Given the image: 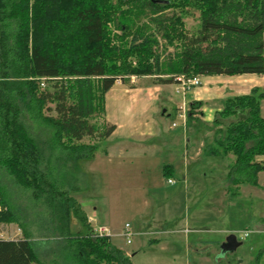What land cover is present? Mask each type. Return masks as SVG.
Returning <instances> with one entry per match:
<instances>
[{
    "label": "trees",
    "instance_id": "16d2710c",
    "mask_svg": "<svg viewBox=\"0 0 264 264\" xmlns=\"http://www.w3.org/2000/svg\"><path fill=\"white\" fill-rule=\"evenodd\" d=\"M190 8L200 20L193 33L183 19ZM110 22L120 34L112 36ZM220 74L264 75V0H0V166L45 202L51 232L62 238L48 260L27 232L0 238V264H134L111 236H94L67 176L96 159L115 130L97 120H106V94L118 80L179 83L180 76ZM263 101L264 85L227 98L215 114L222 150L210 155L218 162L234 156L227 167L238 187L232 196L243 185L261 187ZM198 107L192 102L186 119ZM29 122L52 131L49 144ZM95 135L98 142L84 141ZM47 149L59 152L55 166ZM73 216L84 233L71 232ZM18 219L0 180V224Z\"/></svg>",
    "mask_w": 264,
    "mask_h": 264
},
{
    "label": "rangeland",
    "instance_id": "374dc122",
    "mask_svg": "<svg viewBox=\"0 0 264 264\" xmlns=\"http://www.w3.org/2000/svg\"><path fill=\"white\" fill-rule=\"evenodd\" d=\"M189 12L190 14H183V19L186 30L193 33L200 22L199 12L193 8H190ZM108 26L112 36L120 34V31L114 28L113 23H108ZM169 50L173 52L174 48L172 47ZM130 80L131 78H127L124 83L129 89L138 88L145 83V79H141L135 87H132L130 86L132 84H130ZM146 80L151 84L158 83L155 81V77ZM118 81L119 84L116 88L124 87L121 84L123 82ZM154 103L160 105L161 111L165 109L159 100L154 99ZM124 111H127L125 115L122 114L124 119L131 117L132 111L129 108V103ZM169 111V115L172 114L170 109ZM186 111L188 110L184 106L181 114L187 113ZM166 118L168 121H172L174 117L172 114L166 116ZM233 120L235 119L233 118ZM97 121L99 124H110L103 118H99ZM29 130L40 141L49 144L52 136V131L49 128L29 122ZM84 141L98 142V135H95V138L92 139L85 137ZM102 144L97 159L83 160L79 163L78 172L80 173L77 172L73 176H67V179L75 186L74 189L71 187L69 193L75 200L83 198L85 202H92L95 207H98L100 217L108 221L110 230L123 233L126 222L131 225L130 230L134 235L132 237L133 242L128 244L126 238L122 235L119 240L114 242L118 244L119 241H122V246L129 250L139 249V257L135 260L136 264H264V225L261 221L264 218V191L260 190L258 194L253 193L250 195L249 189H243L244 193L241 195L232 196V193L236 192L238 187L230 183L228 179V197L224 204L221 201V204L218 205L214 197L215 191L219 190L217 186L219 181L213 178L217 176L216 172H207L208 178H205L202 172L190 174L188 176L189 183L184 182L182 174L175 173L174 177L183 192L179 196L180 207H176L175 212L168 213L167 199H164V202L160 199V205L156 203L154 205H158V208L160 207L166 211V215L169 217L167 227L179 229L180 232L167 233L164 238L166 241H151L150 238L160 233H155L156 235H139L137 231H140L141 228L136 219V209L145 213L144 208H150V206L144 204L142 199L147 197V192L155 190L150 184L148 187L151 180L144 183L143 197L138 194L139 190H133L132 196L127 195L126 192H130L124 188L127 175L123 172L112 173L108 171L105 162L107 158L103 152L106 146H104V143L100 145ZM215 147L222 150L220 144ZM50 154H52L50 164L55 166L54 161L59 152L47 149V158ZM233 161L234 156L230 154L219 163L228 167ZM228 171L227 169L226 172H222L220 175L226 176ZM63 172L65 173L64 168ZM161 177L164 178L163 175ZM0 180L13 209L19 216L16 222L0 224V238L21 239L27 232L32 240L37 243L36 248L40 257L43 260L52 258L51 252L57 249L58 242H62V238L59 234L54 235L51 232L53 222H51L52 215L49 207L43 200H36L32 195V190L25 189L15 183L12 176L1 166ZM260 180V184L264 183L263 172L260 174ZM168 184L166 181L159 186L160 188H166ZM253 190H256V188H253ZM147 199L153 205L154 200L150 195ZM174 214L175 216H173ZM170 215L173 217H170ZM70 226V230L74 234L86 231V228L76 216L72 217ZM219 230H225V232ZM246 231H249L248 236H244ZM230 235H235L240 245L234 250L223 252L222 244L226 242Z\"/></svg>",
    "mask_w": 264,
    "mask_h": 264
},
{
    "label": "crops",
    "instance_id": "0c3cea01",
    "mask_svg": "<svg viewBox=\"0 0 264 264\" xmlns=\"http://www.w3.org/2000/svg\"><path fill=\"white\" fill-rule=\"evenodd\" d=\"M200 77L201 84L192 87L185 97L176 91L178 83L151 84L146 80L150 76H132L130 80L132 87H135L141 79H145V83L138 88L129 89L124 85L125 82L121 83V81L124 87L116 88L119 84L117 81L106 94V121L114 124L116 128L107 139L104 154L107 161H104L107 163L108 171L126 173L124 188L130 191L126 192L127 195L132 196L133 190H139L138 194L143 197L144 183L151 180L148 187L150 184L155 190L150 191L149 188L147 197L151 196L154 200L153 205L147 197H144L142 201L150 208L145 207V213L136 209V219L141 228L137 231L138 234L143 236L160 233L150 238L151 241L161 242L167 233L180 232L179 229L167 227L169 217L166 211L154 205L155 203L160 205V199L163 202L167 199L168 213L175 212V208L180 207L179 196L183 192L174 177L175 173L182 174L184 182L189 183L190 174L202 172L204 177L208 178L207 172H216L217 176L213 178L219 181L217 185L219 190L215 191V201L218 205L221 201L225 203L228 197L229 172L226 176L220 174L226 172L228 168L219 163L221 160L218 162L210 155L217 152L215 146L219 143L222 130V126L214 124L215 114L223 109L227 98L249 94L254 87L264 85V75L258 74L200 75ZM154 99L161 102L160 104L165 108L163 111L160 110L158 103L153 104ZM192 102L200 103V107L195 109V114L191 118L185 120L180 116L182 108L186 106L189 110ZM128 103L132 111L131 117L124 119L123 115L127 112L124 109L127 108ZM169 109L174 117L172 121L166 118L172 115H169ZM262 113L264 115V101ZM165 172L168 173L167 177L164 176ZM171 178L175 180L174 183L168 182ZM166 181L169 183L166 188H160L159 185ZM263 185L264 183L261 184L262 188L243 185L241 194L244 193L243 189H249L250 195L253 193L256 195L260 190L264 191ZM76 200L87 218L93 217L96 223L110 228L108 221L100 217L98 207L92 202H85L83 198ZM261 221L264 225V218ZM219 231L225 232V230ZM121 235V232L112 231V243L128 252L127 254L136 264L139 249H126L122 246V241L116 244L114 241L119 240Z\"/></svg>",
    "mask_w": 264,
    "mask_h": 264
},
{
    "label": "built area",
    "instance_id": "2783aa9c",
    "mask_svg": "<svg viewBox=\"0 0 264 264\" xmlns=\"http://www.w3.org/2000/svg\"><path fill=\"white\" fill-rule=\"evenodd\" d=\"M179 83L178 86L176 87V91L178 93H181L184 97L186 96L187 92L192 88L199 86L201 84V78L200 76H194V77H185V76H180L178 77ZM187 112V111H186ZM186 114L183 113L180 114L181 117H183L186 120ZM170 183H173V180H169ZM88 221L93 227V234L94 236H112V232L107 225H102L96 223V220L93 217H88ZM130 224L126 223L125 229L122 233V236L126 238V242L130 244L132 242V236L133 232L130 230ZM249 231H246L244 233V236H248Z\"/></svg>",
    "mask_w": 264,
    "mask_h": 264
},
{
    "label": "water",
    "instance_id": "95a60500",
    "mask_svg": "<svg viewBox=\"0 0 264 264\" xmlns=\"http://www.w3.org/2000/svg\"><path fill=\"white\" fill-rule=\"evenodd\" d=\"M240 245V242L237 240L235 235H230L226 242L222 244L223 252L231 251L236 249Z\"/></svg>",
    "mask_w": 264,
    "mask_h": 264
}]
</instances>
